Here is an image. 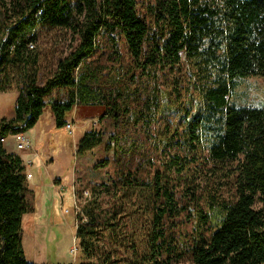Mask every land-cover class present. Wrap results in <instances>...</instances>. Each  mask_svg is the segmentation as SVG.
<instances>
[{
    "label": "trees",
    "instance_id": "1",
    "mask_svg": "<svg viewBox=\"0 0 264 264\" xmlns=\"http://www.w3.org/2000/svg\"><path fill=\"white\" fill-rule=\"evenodd\" d=\"M43 29L69 30L75 45L38 83ZM11 74L21 86L0 138L47 105L57 127L77 105L102 106L110 157L94 167L115 174L91 191L140 193L150 210L142 251L125 255L120 238H102L115 213L100 220L96 201L85 205L75 235L86 260L74 264H264V105L230 102L239 79L264 80V0H0V91ZM102 139L86 131L77 152ZM24 172L0 141V264H63L25 258Z\"/></svg>",
    "mask_w": 264,
    "mask_h": 264
},
{
    "label": "rangeland",
    "instance_id": "2",
    "mask_svg": "<svg viewBox=\"0 0 264 264\" xmlns=\"http://www.w3.org/2000/svg\"><path fill=\"white\" fill-rule=\"evenodd\" d=\"M33 43L40 50L38 83H43L50 70L54 69L57 57L64 55L75 45L69 30L59 29L41 30ZM3 84L7 89L0 91V117L10 118L14 116V102L21 83L17 76L11 74L10 84ZM230 102L236 105H264V80L259 76L239 79ZM102 110L103 107L98 105L73 107L66 114L67 121L73 126L69 129L66 125H55L53 113L47 105L38 118V123L36 121L38 125L28 133L25 132L37 152L36 155H31L33 164L30 168L39 183L37 189L27 194L32 211L22 216V246L29 262L74 264L86 260L75 235L76 214L92 201H96L94 212L100 220L109 217L112 211L115 213V234H111L109 228L102 229L105 245L117 244L120 238V248L126 250L123 251L125 255L132 252L133 246L138 251H142L144 247L150 220V210L146 207L144 195L137 193V197L135 192L132 196L123 193L121 198L117 197L113 201L105 194L99 195L91 191L93 186L108 182L115 174L113 163L106 167H94L96 162L110 157L104 151V143L113 127L107 119L99 118ZM93 119L97 120L96 127L89 124ZM89 130L102 131V142L79 153L78 142ZM2 146L7 152L25 155L21 157L25 159V152L16 148L12 136H7ZM157 156L158 161H161L163 156ZM45 174L47 176L44 177ZM51 176L59 178L62 183L59 184L61 181L58 180L55 188L49 187ZM110 236H113L112 241L109 240Z\"/></svg>",
    "mask_w": 264,
    "mask_h": 264
},
{
    "label": "built area",
    "instance_id": "3",
    "mask_svg": "<svg viewBox=\"0 0 264 264\" xmlns=\"http://www.w3.org/2000/svg\"><path fill=\"white\" fill-rule=\"evenodd\" d=\"M32 46H33V43L29 42V47H32ZM89 124L92 127H96L97 120L93 119V120L89 121ZM66 127L69 129L73 128L71 122H68V121L66 123ZM10 136L13 137L14 144H15L16 148L20 151H24L27 154L25 159L23 160V165L25 167V172H24L25 177H26V179L29 180L33 177V172L31 170L32 168H30L33 164V159H32L31 155L37 154V152L34 150L33 142L27 137L26 133H24V132L15 133V134H12ZM5 138L4 137L0 138V141L3 142L5 140ZM75 208L77 209L76 204H75Z\"/></svg>",
    "mask_w": 264,
    "mask_h": 264
},
{
    "label": "crops",
    "instance_id": "4",
    "mask_svg": "<svg viewBox=\"0 0 264 264\" xmlns=\"http://www.w3.org/2000/svg\"><path fill=\"white\" fill-rule=\"evenodd\" d=\"M41 116V115H40ZM37 123H38V121H37ZM37 123H35V125L30 129V130H28V131H31L34 127H36V125H38ZM28 131H26V133H28ZM26 135H28V134H26ZM26 154V153H25ZM21 157H23V156H25V155H21V154H19ZM27 155V154H26ZM44 169H46L47 170V168H44ZM45 176H47V174H45L44 175V177ZM50 178V181H51V183H50V185H49V187H53V188H55L56 187V185H58V183H59V181H61V180H59V178H57V177H53V176H51V177H49ZM36 179V175H34L33 174V177L31 178V179H29V180H26V184H27V188H28V190L29 191H32V190H35V189H37V187H38V185H39V183L35 180ZM54 180H59L58 182H56V181H54ZM62 183V181L59 183V184H61ZM28 191V192H29ZM50 192H48V194H49ZM28 194V193H27ZM26 214V213H25Z\"/></svg>",
    "mask_w": 264,
    "mask_h": 264
}]
</instances>
